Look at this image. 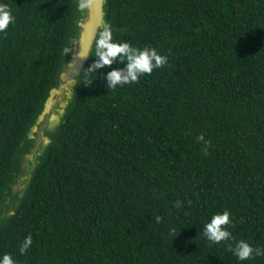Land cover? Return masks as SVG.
<instances>
[{"label":"trees","instance_id":"16d2710c","mask_svg":"<svg viewBox=\"0 0 264 264\" xmlns=\"http://www.w3.org/2000/svg\"><path fill=\"white\" fill-rule=\"evenodd\" d=\"M0 3L16 18L0 33L1 201L81 11L78 0ZM105 11L114 41L155 48L168 64L108 89L107 72L124 65L89 73L94 45L15 213L0 223V259L264 264L203 235L229 210L235 241L264 248V0H106Z\"/></svg>","mask_w":264,"mask_h":264},{"label":"clouds","instance_id":"9594fccd","mask_svg":"<svg viewBox=\"0 0 264 264\" xmlns=\"http://www.w3.org/2000/svg\"><path fill=\"white\" fill-rule=\"evenodd\" d=\"M93 0H78V9L83 12L88 9ZM15 16L7 4L0 3V33H6L10 24L15 22ZM66 52L69 50L66 49ZM80 60L89 58L85 52H78ZM95 61L87 68L89 73H96L97 70L115 64H123V67L112 68L106 74L107 88L115 89L117 86L130 85L140 82V77L151 75L155 69L163 68L168 64V57L160 54L155 48H137L129 42H117L113 39L112 26L105 23L95 40ZM92 81L85 82L90 84ZM198 143L203 144V151L208 154L211 140L205 139L203 134L196 137ZM188 203H191L190 201ZM183 202L177 200L176 207H182ZM162 217L156 216V222H161ZM232 224L231 213L225 210L222 213L214 214L210 222L204 225L203 235L213 244L225 242L226 251L232 252L240 261L251 260L256 256H264V248L253 247L245 240L235 241L232 233L228 230ZM233 241V242H229ZM33 238L29 234L21 243L20 254H25L32 246ZM0 264H16L10 254L5 253L0 259Z\"/></svg>","mask_w":264,"mask_h":264},{"label":"water","instance_id":"95a60500","mask_svg":"<svg viewBox=\"0 0 264 264\" xmlns=\"http://www.w3.org/2000/svg\"><path fill=\"white\" fill-rule=\"evenodd\" d=\"M105 5L106 0H93L91 6L81 12L77 22L79 30L71 37L69 51L62 63L56 82L50 88L43 108L28 132V137L32 139V145L27 152L23 153L19 172L10 183L9 189L5 190L4 196L0 201V211L3 210V206L8 201L7 196L12 195L14 184L19 181L21 183L20 187H24V190L20 194L21 196L17 197V204L7 212L6 216L2 217L1 221L3 218L15 213L30 183L32 174L39 163L40 156L52 141L48 132L54 133L56 131L65 116L69 103L73 100L75 86L90 58L98 33L106 23ZM78 52H85L89 58L80 60L77 57ZM26 160L33 161L31 169L25 166ZM22 172L26 174L21 176Z\"/></svg>","mask_w":264,"mask_h":264},{"label":"rangeland","instance_id":"374dc122","mask_svg":"<svg viewBox=\"0 0 264 264\" xmlns=\"http://www.w3.org/2000/svg\"><path fill=\"white\" fill-rule=\"evenodd\" d=\"M32 165H33L32 160H26L25 161V166H28L30 169H31ZM24 174H26V173L22 172L21 176ZM20 186H21V183H19V181H18L16 184H14L12 195L10 194L7 196L8 201L3 206V210L0 211V221H1L2 217L6 216L7 212H9L11 209H13V207L17 204V197L21 196L20 194L24 190V187H20Z\"/></svg>","mask_w":264,"mask_h":264}]
</instances>
